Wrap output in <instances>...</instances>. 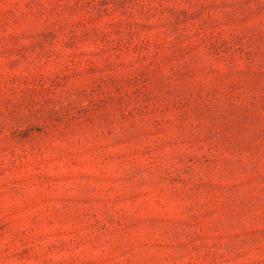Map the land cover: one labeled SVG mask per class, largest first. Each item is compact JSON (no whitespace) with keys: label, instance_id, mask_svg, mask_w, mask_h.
Masks as SVG:
<instances>
[{"label":"rangeland","instance_id":"1","mask_svg":"<svg viewBox=\"0 0 264 264\" xmlns=\"http://www.w3.org/2000/svg\"><path fill=\"white\" fill-rule=\"evenodd\" d=\"M0 264H264V0H0Z\"/></svg>","mask_w":264,"mask_h":264}]
</instances>
